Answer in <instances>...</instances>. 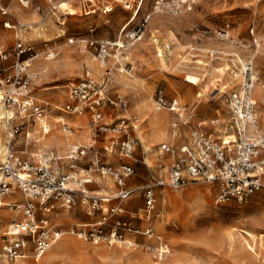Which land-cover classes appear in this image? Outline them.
<instances>
[{
  "label": "rangeland",
  "instance_id": "obj_1",
  "mask_svg": "<svg viewBox=\"0 0 264 264\" xmlns=\"http://www.w3.org/2000/svg\"><path fill=\"white\" fill-rule=\"evenodd\" d=\"M63 1L66 9L60 1L44 16L34 6L48 8L52 0L33 1L34 5L29 7H22L19 0H1L11 14L0 16V50L11 51L18 36L33 42L39 52L33 68L39 74L32 84V94L41 100L64 105L69 100V85L83 78L102 81L110 77L111 98H115V92L126 96L128 112L138 114L141 125L136 145L137 171L128 180L135 191L124 201L123 215L142 228L152 226L154 238L137 235L141 244L129 247L124 243H96L66 231L41 262L32 257L10 262L1 255L0 264H223L228 261L253 264L255 255L257 263L264 264V187L243 201L231 198L223 203L216 200L218 187L210 183H190L180 189L158 188L156 207L150 211L144 201L150 169L143 160L146 154L151 170L159 172L157 146L172 141L186 142L192 129L204 126L206 119L227 116V95L241 82V63L235 54L243 59L253 57V67L259 77L254 88L256 98L264 90V0H95V13H87L81 0ZM112 2L113 11L104 12L103 4ZM6 18H19L28 26L22 30L5 27ZM139 27L142 28L139 36H133ZM222 30L229 37L221 38ZM118 38L127 43V49L119 54L114 50L103 63L91 41ZM47 43L55 50L52 58L45 56ZM13 62V57L0 61V68ZM158 86L186 107L188 111L183 120L190 117L187 123L174 111L157 108L154 92ZM260 107L257 98L259 117ZM106 108L113 110L110 104ZM65 115L73 133L61 130L60 124L55 123L57 127L41 140L42 146L37 140L42 133L38 124L41 122L34 121L29 126L32 136L26 138L25 132H19L15 147L37 152L48 146L63 156L74 141L91 143L88 118ZM5 117L0 93V164L9 141ZM114 119L110 117L109 121ZM57 137L62 139L63 146L54 144ZM98 153L105 158L108 154L101 147ZM110 160L113 166L126 161L116 153ZM90 185L93 193L115 192L112 186H106L109 182L102 183L101 177H96ZM6 209L0 206V238L11 220L8 217L11 213ZM88 209L87 204L78 203L69 211H61L54 220L69 230L96 219V215L88 214ZM160 242L167 243L169 248L158 255L142 246ZM254 248L257 253L253 252Z\"/></svg>",
  "mask_w": 264,
  "mask_h": 264
},
{
  "label": "built area",
  "instance_id": "obj_2",
  "mask_svg": "<svg viewBox=\"0 0 264 264\" xmlns=\"http://www.w3.org/2000/svg\"><path fill=\"white\" fill-rule=\"evenodd\" d=\"M60 1L63 0H52L49 8L37 5L35 9L46 16ZM83 1L92 4L89 11L96 10L95 0ZM19 2L22 7L32 5L31 0ZM103 5L104 12H111L114 8V4ZM8 13L11 14L9 7L3 6L0 0V16ZM3 25L22 30L28 23L19 18H6ZM141 31L139 27L133 36H139ZM219 35L221 38L229 37L226 30L220 31ZM91 45H96L103 63L114 50L119 54L128 46L119 38L96 39L91 41ZM46 46L45 56L54 57L55 50L48 43ZM235 55L241 63V82L227 95V116L206 120L204 126L192 129L186 142L161 143L159 156H172L166 172H161L166 170L162 162L157 164L159 172L151 170L145 154L143 160L150 172L148 184L144 187V201L150 211L156 207L158 188L180 189L190 183H215L218 185L216 200L223 203L231 198L243 201L264 187V128L257 114L254 91L259 77L253 67V57L243 59ZM38 56L33 42L21 36L11 51L0 50V61L5 62L10 57L14 61L12 65L0 68V93L9 129V141L0 164V205H5L12 212L11 221L0 238L1 255L10 262L30 257L39 262L66 231L96 243H124L129 247L141 244L136 239L137 235L154 238L152 226L142 228L135 220L123 215L126 211L124 201L135 191L127 181L137 171L136 145L140 140L138 132L141 125L138 114L128 112L129 102L125 95L115 92V98H111L110 77L102 81L83 78L71 83L69 100L61 107L37 98L32 94V84L39 74L33 68L34 59ZM4 84L6 87L2 88ZM154 93L158 109L174 111L183 123L188 122L190 117L183 120L188 110L177 97H168L162 86H158ZM109 104L117 111L113 121L107 119L106 107ZM54 109L75 115L88 114L93 139L101 138L108 154L116 153L126 161L113 166L98 152L86 161L93 145L77 143L72 144L63 156L48 148L24 156L15 148L16 134L26 123L34 121H40L43 132H48L47 118ZM194 109H191V117ZM96 177L110 178L116 187L115 192L93 193L88 184L95 182ZM16 194L25 199L14 197L10 202L1 203L4 197ZM78 203L87 204L88 214L96 215V219L64 230L54 216L73 209ZM142 246L156 255L169 248L164 242Z\"/></svg>",
  "mask_w": 264,
  "mask_h": 264
},
{
  "label": "crops",
  "instance_id": "obj_3",
  "mask_svg": "<svg viewBox=\"0 0 264 264\" xmlns=\"http://www.w3.org/2000/svg\"><path fill=\"white\" fill-rule=\"evenodd\" d=\"M32 1V6L34 5L33 4V1H35L36 3H40V1L41 0H31ZM86 4V5H85ZM109 4H113V2L112 3H109ZM81 5H82V7H84L85 9H86V11H88V12H90V13H95V11L97 10H95V11H89L88 10V8L90 7V6H92V4H90V3H87V2H85V1H83V0H81ZM35 7V6H34ZM50 6H48V8H49ZM45 8V7H44ZM9 10H10V8H9ZM113 11V10H112ZM111 11V12H112ZM10 12H11V10H10ZM21 20V19H20ZM23 21V20H22ZM256 97V96H255ZM257 98H259V100H260V104H261V107H260V109H261V115H260V117H259V115H258V117H259V121H260V124H261V127H263L264 128V90L263 91H260L259 92V96L257 95ZM257 98H256V101H257ZM47 101H49V102H51V104H53V105H58V104H56L54 101H51V100H47ZM58 106H60V105H58ZM62 106V105H61ZM60 106V107H61ZM256 109H257V107H256ZM54 111H57L58 113H56V112H54ZM51 112H53V114H54V116L51 114ZM50 112V114H49V116H51V118L53 117L54 118V120H52L51 118H49V116H48V122H49V125H50V129H49V131L48 132H43V130H42V124L41 123H38L39 124V132L41 133L39 136H37V140L38 141H40V143H39V145H42V146H44L43 145V143H44V141H41V140H44L45 138H46V136H48V134H51L52 133V131H53V129H55V127H57V125L55 124V123H57V124H60V126H61V130H63V131H65V132H67V133H73L74 131H73V127L68 123V121L66 120V115H65V112L64 111H60V110H58V109H54V110H52ZM106 114H107V119L109 120V118L111 117V118H114L116 115V113H117V111H115L114 109L113 110H109L108 108H106ZM114 112H115V114H114ZM67 114H69V113H67ZM257 114H258V111H257ZM73 115H75V114H73ZM86 116L87 118H88V120H89V124H90V119H89V116H88V114H80V115H75V116H77V117H80V116ZM115 115V116H114ZM62 120V121H61ZM206 120H208V119H206ZM206 120L205 121H203V123L204 122H206ZM262 120V121H261ZM31 124H33V122H29V123H26V125H24V127H23V130H22V132H25V137L26 138H29V137H31L32 135V132H31V130L29 129V126L31 125ZM58 137H60V138H62L61 137V135L60 134H58ZM58 137L55 139V141L56 142H54V144L55 145H57V147H61V146H63V142H62V139L60 140V138H59V140H58ZM65 140V139H64ZM67 140H68V138H67ZM91 140H92V142L91 143H89V144H85V143H80V142H78V141H74V142H72V143H70L69 144V146H68V152H69V147L72 145V144H74V143H77V144H83V145H86V146H90V145H93V148H92V150L89 152V154H88V156H87V160L86 161H88L89 159H92V158H89V155L90 154H94V152H98V150H99V148L101 147V148H103V145H104V142L102 141V139L101 138H99V140H97V141H95L94 139H93V137H91ZM28 143V142H27ZM14 145H15V142H14ZM27 147V146H26ZM158 147V146H157ZM16 148V147H15ZM45 148H48V149H51V150H54L53 148H49L48 146H45V147H43V148H39L38 150L39 151H37V152H33V151H28L27 149H22V150H18L17 148V150L18 151H20L24 156H25V154H27V152H29L30 154L29 155H31L32 153H38V152H40V151H42L43 149H45ZM104 149V148H103ZM158 150H159V147L157 148V156L160 158L159 160H158V162L156 163V165L159 163V162H162L164 165H166V169L168 170V168H169V166H170V164H171V162H172V156H169V155H166V156H163V157H160L159 156V154H158ZM54 151H56V150H54ZM57 152V151H56ZM105 156V155H104ZM112 156V154H106V161H108V162H110L111 163V160H110V157ZM113 164V163H112ZM162 171H164V170H162ZM129 180V179H128ZM263 180H264V178H263ZM101 181H102V183L104 184V182H109V185H106L108 188L109 187H111V189H116V187H115V185L113 184V182L111 181V179H107V178H101ZM110 182H111V184H110ZM93 183H95V182H93ZM90 184H92V183H90ZM90 184H88L89 185V188L91 189V185ZM127 184H128V186L129 187H132L129 183H128V181H127ZM210 184H214V185H216L217 187H218V185L217 184H215V183H210ZM104 188H106L105 186H104ZM133 188V187H132ZM108 190V189H107ZM17 195V196H16ZM15 196H13V195H10V196H7V197H4L3 199H4V201L3 202H1L2 204H4V203H6V202H10V200L11 199H14V197H17V199H20V200H23V199H21L22 198V196H20V195H18V194H16ZM5 199H8V200H5ZM1 206V205H0ZM3 206H5V205H3ZM6 207V206H5ZM7 208V207H6ZM7 211H9L8 209H6ZM10 212V211H9ZM11 213V212H10ZM8 217H11L12 218V213L10 214V216H8ZM11 221V220H10ZM9 221V222H10ZM153 239V238H152ZM1 256V255H0ZM45 256V255H44ZM43 258V257H42ZM16 262H18V261H16ZM41 262V261H40Z\"/></svg>",
  "mask_w": 264,
  "mask_h": 264
},
{
  "label": "bare ground",
  "instance_id": "obj_4",
  "mask_svg": "<svg viewBox=\"0 0 264 264\" xmlns=\"http://www.w3.org/2000/svg\"><path fill=\"white\" fill-rule=\"evenodd\" d=\"M65 3H66V1H62V2L60 3V5L63 6ZM85 5H86V4H85ZM63 8H65V6H63ZM65 9H66V8H65ZM72 10H73L74 12H76V11H75V8H73ZM87 13H88V11H87ZM136 15H137V12H135L133 16L135 17ZM5 149H6V146H5ZM5 149H4V150H5ZM4 150H3V151H4ZM4 152H5V151H4ZM4 152H3V154H4ZM2 202H3V201H2ZM11 213H12V212H11ZM253 252H256V248H254ZM256 253H257V252H256ZM0 255H1V254H0ZM255 257H256V255H255ZM255 257H254V261H255V262H254L253 264H258L257 261H256V258H255ZM257 260H258V257H257ZM252 261H253V259H252ZM259 261H260V260H259ZM223 264H230V262H229V261H228V262H224Z\"/></svg>",
  "mask_w": 264,
  "mask_h": 264
}]
</instances>
